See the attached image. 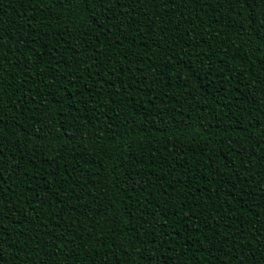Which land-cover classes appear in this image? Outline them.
<instances>
[{
    "label": "trees",
    "instance_id": "16d2710c",
    "mask_svg": "<svg viewBox=\"0 0 264 264\" xmlns=\"http://www.w3.org/2000/svg\"><path fill=\"white\" fill-rule=\"evenodd\" d=\"M0 264H264V0H0Z\"/></svg>",
    "mask_w": 264,
    "mask_h": 264
}]
</instances>
